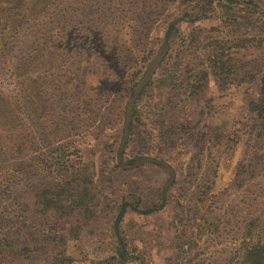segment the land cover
Instances as JSON below:
<instances>
[{"label":"rangeland","instance_id":"1","mask_svg":"<svg viewBox=\"0 0 264 264\" xmlns=\"http://www.w3.org/2000/svg\"><path fill=\"white\" fill-rule=\"evenodd\" d=\"M263 102L264 0H0V264H227Z\"/></svg>","mask_w":264,"mask_h":264},{"label":"trees","instance_id":"2","mask_svg":"<svg viewBox=\"0 0 264 264\" xmlns=\"http://www.w3.org/2000/svg\"><path fill=\"white\" fill-rule=\"evenodd\" d=\"M167 62L168 61H166V63ZM172 71L173 70L170 68L167 70V78H170ZM262 105L264 109V102ZM261 118H264V116ZM67 190L68 189L61 187L55 190V194H35L34 198L37 205H40L45 213H60L64 214V216H72L69 212H72V210L76 209L78 206H82L83 202L81 204V199H71ZM64 219L63 216L58 219H56L55 215L52 217L54 222L52 223L51 234L54 232L52 231L54 228L65 225V222H63ZM227 264H264V228L258 230L255 240L247 241L245 238L242 239Z\"/></svg>","mask_w":264,"mask_h":264}]
</instances>
